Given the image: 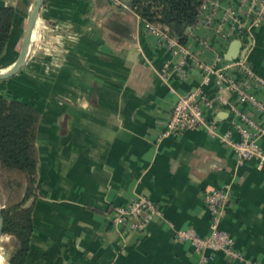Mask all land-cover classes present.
Instances as JSON below:
<instances>
[{
	"label": "crops",
	"instance_id": "1",
	"mask_svg": "<svg viewBox=\"0 0 264 264\" xmlns=\"http://www.w3.org/2000/svg\"><path fill=\"white\" fill-rule=\"evenodd\" d=\"M33 2L0 0L16 8L3 58L16 60ZM191 26L189 75L166 76L165 63L180 56L133 8L111 0H45L27 63L0 80V90L8 87L11 97L41 112L38 195L25 264H196L197 252L190 242L175 241V230L207 234L205 193L224 184L231 201L222 226L247 258L264 264V157L239 165L235 152L204 128L158 139L178 96L201 84L199 64L212 61L218 49L225 55L237 38L225 41L202 22ZM246 45L248 60L264 76V23ZM240 106L264 123L253 106ZM208 116L220 131L232 128L226 108ZM260 142L264 150V134ZM138 195L162 212L145 229L114 224V207ZM204 264L244 263L215 251Z\"/></svg>",
	"mask_w": 264,
	"mask_h": 264
},
{
	"label": "built area",
	"instance_id": "2",
	"mask_svg": "<svg viewBox=\"0 0 264 264\" xmlns=\"http://www.w3.org/2000/svg\"><path fill=\"white\" fill-rule=\"evenodd\" d=\"M111 1L115 5L130 7L124 0ZM144 21L150 32L180 56L175 63H165V75L169 76L174 71L180 78L187 77L191 70L189 58L192 53L185 42L171 35L167 26L146 19ZM197 22L212 27L225 41L237 37L243 42L254 28L264 23V0H204ZM248 48L249 45L243 46L245 54L233 59L226 58L223 51L218 49L212 61L199 64L202 69L201 84L178 96L158 139L167 134H182L188 129L204 128L208 135L219 138L235 152L239 165L253 157H264L260 142L264 123L240 106L241 103H248L264 117V76L248 60ZM226 91L234 95L236 100L226 95ZM259 92L263 95L259 96ZM218 106L227 109L232 123V128L226 131H220L217 122L208 116V111ZM233 129L237 131L238 137L234 136ZM204 201L210 211L209 232L200 234L194 227L180 228L175 230L174 240L191 243L198 254L196 264H204L212 259L215 251H221L244 264H260L257 260L247 258L236 247L231 232L222 226L231 201L230 186L224 184L213 187L205 193ZM161 212L159 205L151 198L138 195L126 204L115 206L111 221L116 225L141 230Z\"/></svg>",
	"mask_w": 264,
	"mask_h": 264
},
{
	"label": "trees",
	"instance_id": "3",
	"mask_svg": "<svg viewBox=\"0 0 264 264\" xmlns=\"http://www.w3.org/2000/svg\"><path fill=\"white\" fill-rule=\"evenodd\" d=\"M204 0H127L142 18L168 27L185 42L187 27L194 25ZM16 8L0 5V63L15 28ZM39 109L31 103L0 92V166L9 190L3 202L5 234L12 235L10 264H25L33 233V209L38 195Z\"/></svg>",
	"mask_w": 264,
	"mask_h": 264
},
{
	"label": "water",
	"instance_id": "4",
	"mask_svg": "<svg viewBox=\"0 0 264 264\" xmlns=\"http://www.w3.org/2000/svg\"><path fill=\"white\" fill-rule=\"evenodd\" d=\"M127 1V0H124ZM45 0H34L31 9L29 11L26 26L24 29L23 37H22V44L19 51V54L16 58V60L12 63L10 68L8 70L3 71L0 68V79H7L12 76H14L16 73H18L22 67L27 63L28 56L31 49V41L33 36L34 27L39 15V11L41 6ZM192 26L187 27V33L189 30H191ZM242 40L239 38H236L232 41L229 49L227 50L225 57L228 59H233L238 57L239 54L242 56L245 54L246 49H242ZM3 206L0 205V248L2 246V241L4 239L5 230H4V217L2 213ZM10 264V263H9Z\"/></svg>",
	"mask_w": 264,
	"mask_h": 264
},
{
	"label": "rangeland",
	"instance_id": "5",
	"mask_svg": "<svg viewBox=\"0 0 264 264\" xmlns=\"http://www.w3.org/2000/svg\"><path fill=\"white\" fill-rule=\"evenodd\" d=\"M23 33H24V30H23L21 37L19 38V41H18L17 46H16V51H17L16 57L19 54V51L21 48ZM11 59H12V56H10L9 58L6 56L3 59V62L0 65V68L5 69L9 63L13 62ZM7 79H0V80H2V82H6ZM0 92L7 93L9 96H11L9 93H11L12 90L8 89V87H6V89L4 88L3 90H0ZM8 190H9L8 179H7L5 173L3 172V170L1 169V166H0V205L1 206H3V202L5 201V199L7 197ZM12 238H13L12 235L5 234L4 239L2 241V246L0 248V253H2L6 257V264L10 263L9 258L11 256V252L13 250V247L11 245Z\"/></svg>",
	"mask_w": 264,
	"mask_h": 264
},
{
	"label": "bare ground",
	"instance_id": "6",
	"mask_svg": "<svg viewBox=\"0 0 264 264\" xmlns=\"http://www.w3.org/2000/svg\"><path fill=\"white\" fill-rule=\"evenodd\" d=\"M33 38H34V35H33V37H32V40H33ZM10 68V67H9ZM9 68H7V69H2L3 71H5V70H8ZM0 264H6V257L2 254V253H0Z\"/></svg>",
	"mask_w": 264,
	"mask_h": 264
}]
</instances>
